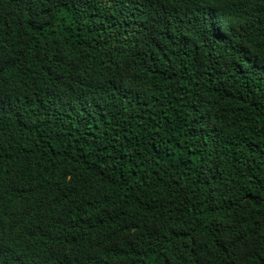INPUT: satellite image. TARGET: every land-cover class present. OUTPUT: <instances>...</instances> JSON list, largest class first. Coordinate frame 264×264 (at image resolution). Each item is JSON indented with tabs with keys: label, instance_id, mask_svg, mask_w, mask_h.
<instances>
[{
	"label": "trees",
	"instance_id": "1",
	"mask_svg": "<svg viewBox=\"0 0 264 264\" xmlns=\"http://www.w3.org/2000/svg\"><path fill=\"white\" fill-rule=\"evenodd\" d=\"M0 264H264V0H0Z\"/></svg>",
	"mask_w": 264,
	"mask_h": 264
},
{
	"label": "snow or ice",
	"instance_id": "2",
	"mask_svg": "<svg viewBox=\"0 0 264 264\" xmlns=\"http://www.w3.org/2000/svg\"><path fill=\"white\" fill-rule=\"evenodd\" d=\"M216 13L214 11L209 12V23L215 24Z\"/></svg>",
	"mask_w": 264,
	"mask_h": 264
},
{
	"label": "clouds",
	"instance_id": "3",
	"mask_svg": "<svg viewBox=\"0 0 264 264\" xmlns=\"http://www.w3.org/2000/svg\"><path fill=\"white\" fill-rule=\"evenodd\" d=\"M221 17V19H223L224 17L223 16H220Z\"/></svg>",
	"mask_w": 264,
	"mask_h": 264
}]
</instances>
